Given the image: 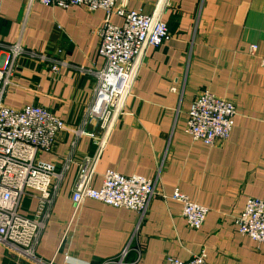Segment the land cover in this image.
<instances>
[{
	"label": "crops",
	"instance_id": "1",
	"mask_svg": "<svg viewBox=\"0 0 264 264\" xmlns=\"http://www.w3.org/2000/svg\"><path fill=\"white\" fill-rule=\"evenodd\" d=\"M123 2L128 11L148 16L160 9L171 38L146 52L93 186L99 189L106 171L113 170L158 180L157 193L142 220L136 212L90 199L74 215L78 166L73 165L61 183L38 257L54 264H104L128 250V262L140 255L142 264H164L168 258L189 261L205 249L207 264H264V245L240 235L234 224L248 199L264 201V0ZM104 21L103 11L0 0V43H20L66 63L54 75L50 64L22 58L4 89L5 106H40L67 125L51 152L38 153L42 161L60 167L71 151L72 130L82 125L92 104L95 73L105 65L98 55ZM114 22L120 25L122 19ZM252 45L258 47L255 56ZM205 90L237 108L230 138L213 147L186 133L191 104ZM87 130L100 134L96 122ZM96 148L93 139L81 138L77 160L93 156ZM176 190L209 210L201 229L188 227L183 204L171 198ZM36 206L28 192L21 213L30 216ZM16 260L0 244V264Z\"/></svg>",
	"mask_w": 264,
	"mask_h": 264
},
{
	"label": "built area",
	"instance_id": "2",
	"mask_svg": "<svg viewBox=\"0 0 264 264\" xmlns=\"http://www.w3.org/2000/svg\"><path fill=\"white\" fill-rule=\"evenodd\" d=\"M33 3L69 9L83 7L88 12L103 11L105 21L98 31V55L105 65L95 73L96 86L91 106L86 109L83 123L73 129L74 141L69 155L58 167L37 158L38 153L51 152L56 138L68 127L46 108L29 105L20 110L4 105L5 86L10 83L18 61L22 58L50 64L51 72L58 75L64 61L52 56L27 50L20 43H0V244L11 251L17 260L35 264L45 262L37 255V248L51 217L55 200L66 173L73 165L78 174L73 187L74 215L90 199L105 205L138 213L142 220L157 193L158 180L140 175L124 176L113 170L104 174L102 186L94 188L96 169L106 147L108 136L118 119L125 113V105L139 75L143 59L150 48H158L171 38L161 10L151 16L128 11L123 0H27ZM169 6V0H160ZM122 19V24L114 22ZM257 45L250 47L256 55ZM264 67V59L261 60ZM83 70V68L81 69ZM236 105L219 98L210 91H202L192 102L188 112L186 133L194 140L210 147L227 141L235 126ZM98 124L100 134L88 131L87 126ZM83 137L94 140L97 148L93 156L76 158L78 142ZM32 193L37 206L32 215L21 213L24 198ZM171 198L183 204V218L190 229H201L209 210L176 190ZM237 232L264 245V201L250 198L244 210L234 220ZM128 250L119 259L104 264H142L140 255L126 261ZM205 249L189 261L168 258L164 264H207ZM66 260L69 257L66 256Z\"/></svg>",
	"mask_w": 264,
	"mask_h": 264
}]
</instances>
